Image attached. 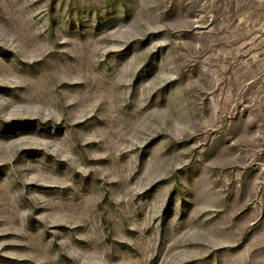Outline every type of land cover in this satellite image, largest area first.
<instances>
[{
	"label": "rangeland",
	"instance_id": "rangeland-1",
	"mask_svg": "<svg viewBox=\"0 0 264 264\" xmlns=\"http://www.w3.org/2000/svg\"><path fill=\"white\" fill-rule=\"evenodd\" d=\"M0 264H264V0H0Z\"/></svg>",
	"mask_w": 264,
	"mask_h": 264
}]
</instances>
